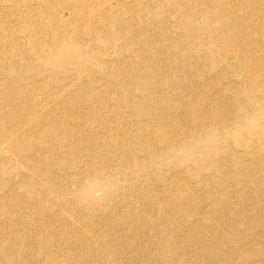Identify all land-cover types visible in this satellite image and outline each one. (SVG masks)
I'll return each instance as SVG.
<instances>
[{
	"label": "rangeland",
	"instance_id": "obj_1",
	"mask_svg": "<svg viewBox=\"0 0 264 264\" xmlns=\"http://www.w3.org/2000/svg\"><path fill=\"white\" fill-rule=\"evenodd\" d=\"M184 5L264 48V0H0V264H264V169L234 182L219 153L217 187L186 167L202 142L161 154L190 102L242 84L196 55Z\"/></svg>",
	"mask_w": 264,
	"mask_h": 264
},
{
	"label": "bare ground",
	"instance_id": "obj_2",
	"mask_svg": "<svg viewBox=\"0 0 264 264\" xmlns=\"http://www.w3.org/2000/svg\"><path fill=\"white\" fill-rule=\"evenodd\" d=\"M259 6L262 7L263 4L260 3ZM183 8L185 9L183 14L185 23L191 22V24H189V32L186 36L192 37V39L195 40L194 44L199 51L196 55H198V57L204 55L206 58L205 64H208L210 69L216 72L221 68L230 74L241 75L242 73V84L232 87L237 94L233 103L230 102V98L223 97L225 95L212 98L205 97L196 102H190V111L197 119V127L192 133L190 141L188 142L184 139L183 135H186V133L169 132L170 138L168 140L178 147H176L174 151L171 148H166L161 154H167L168 156L166 157L173 159V156L178 153V148H183L185 144L192 145L196 142H202L201 147V143L192 146L195 148L192 152L190 151L192 157L188 160L189 162H187V165L185 164L186 167L191 166L192 173L201 180V182L205 184L211 182L217 187L221 186L220 184L223 182L224 176V166L220 165L219 161L217 162L215 159L217 154H222L223 152H226V157L223 158V162L228 164L227 167L229 169V164L234 168L230 180L235 182L236 180L234 179H236L237 174L240 173L247 179L257 177L260 175L261 170L264 169V158L262 157L259 163L260 159L257 161L256 157L264 153V107H261L264 106V48L256 47L254 51L249 45L247 38H245L240 45L238 42V38L242 37L241 34H239L240 29H233L225 20L219 19V12L215 10L211 12L210 16L209 13L205 14V26L199 28V26L196 27L195 24V18H197L195 9L187 5H184ZM203 9L205 10V7L201 9L202 12H205ZM216 21L221 24L220 29L214 27V22ZM262 23L264 24V22ZM57 33L59 38H67L64 30H57ZM206 34L215 35L217 40L223 41L219 42L224 45L221 51H219L220 46L217 47L218 51H214L215 48L210 45L212 38L210 36H205ZM69 35H71V32H69ZM260 36L264 37V31ZM180 43L183 45L186 44L184 38ZM172 45L176 46L175 44ZM231 58L237 59L235 61L238 62H232L233 60ZM199 61L196 60V66L199 65ZM260 70L262 73L259 72ZM203 77L204 76H202V78ZM135 79H139L137 75ZM147 80L148 79H145V81ZM180 121H182V119H180ZM58 124L59 121H54L50 126V130L53 131V128ZM217 137L224 140L219 144L213 143L214 138ZM204 142H206V144ZM235 147L241 148L242 151H236L234 154L237 156L232 161L228 156L234 152L233 149ZM148 160L143 162L142 166L146 167L153 164L162 165L161 163H164V161L161 162L157 156L150 157ZM166 160L168 159L166 158ZM205 175H212L214 177H206ZM208 180H210V182ZM256 186L261 188V183H257ZM153 202L155 201L152 200L151 203ZM174 260L173 258L171 259L172 264Z\"/></svg>",
	"mask_w": 264,
	"mask_h": 264
}]
</instances>
